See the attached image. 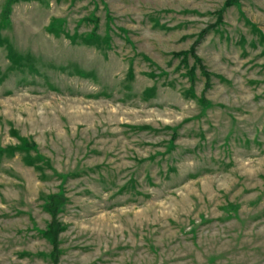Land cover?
<instances>
[{
	"label": "rangeland",
	"instance_id": "obj_1",
	"mask_svg": "<svg viewBox=\"0 0 264 264\" xmlns=\"http://www.w3.org/2000/svg\"><path fill=\"white\" fill-rule=\"evenodd\" d=\"M0 264H264V0H0Z\"/></svg>",
	"mask_w": 264,
	"mask_h": 264
},
{
	"label": "trees",
	"instance_id": "obj_2",
	"mask_svg": "<svg viewBox=\"0 0 264 264\" xmlns=\"http://www.w3.org/2000/svg\"><path fill=\"white\" fill-rule=\"evenodd\" d=\"M63 203L64 198L62 195H52L47 199L45 204V210L51 215V223L44 232V236L52 244V257L55 262L58 260L60 255V250L58 249V237L63 231L62 226L57 220V214L60 212L59 210Z\"/></svg>",
	"mask_w": 264,
	"mask_h": 264
}]
</instances>
